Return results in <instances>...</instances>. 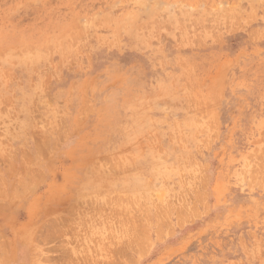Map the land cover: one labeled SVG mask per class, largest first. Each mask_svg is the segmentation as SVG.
<instances>
[{
  "label": "rangeland",
  "instance_id": "obj_1",
  "mask_svg": "<svg viewBox=\"0 0 264 264\" xmlns=\"http://www.w3.org/2000/svg\"><path fill=\"white\" fill-rule=\"evenodd\" d=\"M109 262L264 264V0H0V264Z\"/></svg>",
  "mask_w": 264,
  "mask_h": 264
},
{
  "label": "bare ground",
  "instance_id": "obj_2",
  "mask_svg": "<svg viewBox=\"0 0 264 264\" xmlns=\"http://www.w3.org/2000/svg\"><path fill=\"white\" fill-rule=\"evenodd\" d=\"M106 204H107V203H106ZM135 204H136V203H135ZM122 205H123V204H122ZM136 205H138V204H136ZM107 206H108V204H107ZM108 207H109V206H108ZM106 208H107V207H106ZM157 213H158V212H157ZM89 216H90V215H89ZM155 216H156V215H155ZM93 217H94V216H93ZM81 220H82V219H81ZM147 221H148V220H147ZM85 224H86V223H85ZM94 227H95V226H94ZM121 228H122V227H121ZM83 229H84V228H83ZM113 229H114V228H113ZM85 230H86V229H85ZM135 230H136V229H135ZM123 231H124V230H123ZM126 231H127V229H126ZM126 231H125V232H126ZM84 232H85V231H84ZM138 232H139V231H138ZM119 233H120V232H119ZM142 233H143V232H142ZM138 235H139V234H138ZM140 235H141V234H140ZM129 236H130V235H129ZM131 237H135V236L131 235ZM142 237H143V236H142ZM128 238H129V237H128ZM137 239H138V238H137ZM140 239H142V238L140 237ZM142 240H143V239H142ZM142 240H141V241H142ZM134 241H136V240L134 239ZM138 242H139V240H138ZM132 243H133V242H132ZM131 245H132V244H131ZM131 245H130V246H131ZM134 245L136 246V242H135V244H133V246H134ZM125 249H126V247H125ZM119 251H121V250H119ZM123 252H124V251H123ZM114 253H115V252H114ZM117 253H118V252H117ZM122 254H124V253H122ZM115 255H116V254H115ZM119 256H120V255H119ZM109 257H110V256H109ZM109 257L107 258V257L105 256L104 258H107V259L109 260ZM113 257H114V256H113ZM113 257H111V259H112ZM113 260H114V259H113ZM113 260H112V261H113ZM103 261H105V260H103ZM109 261H110V260H109ZM103 263H104V262H103ZM98 264H99V263H98ZM106 264H107V263H106ZM109 264H110V262H109ZM112 264H114V263H112Z\"/></svg>",
  "mask_w": 264,
  "mask_h": 264
}]
</instances>
